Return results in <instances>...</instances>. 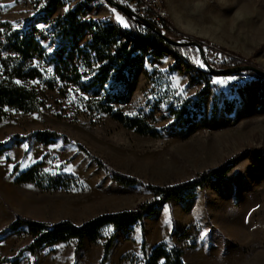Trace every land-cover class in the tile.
I'll return each mask as SVG.
<instances>
[{
	"label": "rangeland",
	"instance_id": "374dc122",
	"mask_svg": "<svg viewBox=\"0 0 264 264\" xmlns=\"http://www.w3.org/2000/svg\"><path fill=\"white\" fill-rule=\"evenodd\" d=\"M44 1L0 0V19L14 27L29 28L52 52L55 43L48 35L49 20L76 4L83 3L87 16L94 8L82 0H63L46 15L42 10ZM103 2L98 0L105 5ZM161 2L167 9L168 20L178 30L206 38L244 57L251 56L264 41V0ZM113 11L120 12L116 8ZM117 15L125 19V15ZM123 21L125 25L126 20ZM85 38L83 35L81 41ZM137 45L144 61L133 67L132 78L125 86L129 99L120 106L127 112L146 114L164 131L169 121L164 110L168 103L172 100L176 104L187 96L194 99L197 94L201 111L194 132L188 136L166 131L159 137L140 135L106 115L72 112L65 99L52 93L44 108L32 113L12 112L0 120V140L9 133L56 129L114 169L159 184L187 179L243 148L264 146V78L244 71L215 73L202 89V80L191 82L193 70L180 60L171 54L157 57L151 46L142 42ZM203 51L209 59L215 53L207 45H203ZM251 59L264 69V47ZM194 63L204 65L198 52ZM7 144L8 149L0 156V228L15 213L39 220L70 218L80 222L99 212L129 208L151 195L143 187L116 183L74 143L56 140L42 144L33 138L21 142L10 139ZM6 155L12 161H7ZM41 158L49 169L73 174L79 186L43 191L32 184L13 181L14 162L23 169ZM112 230L107 227L104 233ZM185 230L193 234L195 243L184 248V264H264V152L243 153L224 175L207 179L193 195L162 203L127 229L116 228L106 264H132L133 255L141 256L142 236L150 251L160 240L180 244L186 238L179 239V234ZM29 239L22 229H6L0 234V257L14 256ZM55 245H44L33 255L23 250L19 264H41L45 260L65 264L66 248L73 246V242ZM101 249V241L86 238L76 256L66 264H97Z\"/></svg>",
	"mask_w": 264,
	"mask_h": 264
},
{
	"label": "trees",
	"instance_id": "16d2710c",
	"mask_svg": "<svg viewBox=\"0 0 264 264\" xmlns=\"http://www.w3.org/2000/svg\"><path fill=\"white\" fill-rule=\"evenodd\" d=\"M83 1L88 4L93 0ZM62 2L63 0H45L42 10L47 15L53 7ZM81 4L83 3L76 4L49 20L48 35L55 43L52 52L46 50L29 28L14 27L9 21L0 19V120L8 118L12 112H36L44 108L52 98L51 94L55 93L65 99L72 112L106 115L140 135L159 137L166 131L188 136L194 132L196 118L201 111L197 94L194 99L187 96L176 104L172 100L168 103L164 110L169 121L164 126V131L146 114L127 112L120 104L129 99L125 86L132 78L133 67L144 61L138 42L151 46L157 57L164 53L172 54L176 60L184 63L187 69L193 70L189 76L191 82L198 83V80H202L203 89L208 85L209 76L215 72L205 65L198 66L194 63L197 48L194 45L170 44L155 30L131 16L125 15L127 26L87 16L86 8ZM160 29L173 39L190 37L202 46L212 48L215 52L213 57L206 59L213 68L233 67L243 63L256 64L251 56L264 47L263 41L253 50L251 56L244 57L225 46L210 43L206 38L186 35L172 26L169 20H166ZM83 35L86 38L81 41ZM242 71L261 77L250 69ZM33 138L42 144H50L56 140L65 144L74 143L77 149L116 183L128 187H143L150 191L151 195L138 200L129 208L99 212L80 222L70 218L56 221L39 220L15 213L13 218L0 228V234L6 229H22L30 239L14 256H1L0 264H19L23 250L33 255L38 248L56 242L72 241L73 252L76 254L86 238L92 242L101 241V256L97 264H106L116 228L127 229L136 222H141L143 216L156 211L162 203L193 195L197 188L203 187L207 179L224 175L243 153L258 155L264 152L263 145L243 148L220 163L193 173L187 179L159 184L114 169L66 133L48 127L26 133H9L4 140H0V156L8 149L7 143L10 139L21 142ZM6 160L12 161L8 155ZM11 175L15 183H29L43 191L67 190L80 184L71 173L49 169L44 158L23 169L19 168L18 162H14ZM107 227L113 230L104 233ZM141 232L143 233L142 225ZM180 238L186 239L180 244H169L160 240L147 251L146 241L142 236L139 247L141 256L133 255L130 258L131 263L184 264L183 250L195 241L193 234L187 233L186 230L179 234Z\"/></svg>",
	"mask_w": 264,
	"mask_h": 264
},
{
	"label": "water",
	"instance_id": "95a60500",
	"mask_svg": "<svg viewBox=\"0 0 264 264\" xmlns=\"http://www.w3.org/2000/svg\"><path fill=\"white\" fill-rule=\"evenodd\" d=\"M111 5H113L115 8H117L121 13L127 16H131L132 18H135L139 20L143 25L148 26L149 28L155 30L164 40H166L170 44L174 45H194L198 53L200 54L204 65L212 72L215 73H232V72H237V71H242L245 69H250L256 73H258L262 78H264V69L260 66H257L252 63H243L240 65H235L233 67H226V68H213L209 62L207 61L204 51H203V46L195 39L193 38H182V39H173L171 37H168L165 35L164 31L160 29L159 27L155 26L151 21L139 16L136 14L133 10H131L129 7L126 5L122 4L121 2L117 0H105Z\"/></svg>",
	"mask_w": 264,
	"mask_h": 264
},
{
	"label": "crops",
	"instance_id": "0c3cea01",
	"mask_svg": "<svg viewBox=\"0 0 264 264\" xmlns=\"http://www.w3.org/2000/svg\"><path fill=\"white\" fill-rule=\"evenodd\" d=\"M103 3L105 5H102V3H98V0H93L92 2L88 3V5H89L88 7H93L94 8V10H91L92 12L89 13V16L94 17V18L104 19V20H106L108 22H114V23H118L120 25H123V23H121V19H118L119 16L117 14H120L121 16H123L124 14L123 13H120L119 11H118L119 13H115L116 11H113V10H115V7L113 5H111L110 3H108L107 1L104 0ZM96 5H98L97 8H96ZM106 6H108V7H106ZM110 8H112L113 10L110 9ZM110 14L112 16H114V17H112V18L110 17L109 18L108 15H110ZM122 18H124V17H122ZM123 20H126V18L123 19ZM126 25H127V20H126ZM123 26H125V25H123ZM165 54H170V53H164L163 55H165ZM63 243L64 242H56V245L55 246L61 247ZM73 256H76V254H74V252H73V246L67 247L66 248V252H65V257H63V258L65 259V261H67V262L70 263L72 261ZM49 262H51V263H49ZM49 262H47V260H45L41 264H57V262L56 261H53V260H49Z\"/></svg>",
	"mask_w": 264,
	"mask_h": 264
},
{
	"label": "built area",
	"instance_id": "2783aa9c",
	"mask_svg": "<svg viewBox=\"0 0 264 264\" xmlns=\"http://www.w3.org/2000/svg\"><path fill=\"white\" fill-rule=\"evenodd\" d=\"M129 7L139 16L151 21L155 26L161 28L168 20L162 15L161 7L157 0H117Z\"/></svg>",
	"mask_w": 264,
	"mask_h": 264
},
{
	"label": "bare ground",
	"instance_id": "6f19581e",
	"mask_svg": "<svg viewBox=\"0 0 264 264\" xmlns=\"http://www.w3.org/2000/svg\"><path fill=\"white\" fill-rule=\"evenodd\" d=\"M157 4H158V7H161L163 17L168 18V15H167V14H168L167 9H166V7L164 6V4L161 2V0H157Z\"/></svg>",
	"mask_w": 264,
	"mask_h": 264
},
{
	"label": "snow or ice",
	"instance_id": "6c2138e0",
	"mask_svg": "<svg viewBox=\"0 0 264 264\" xmlns=\"http://www.w3.org/2000/svg\"><path fill=\"white\" fill-rule=\"evenodd\" d=\"M118 19H121V23H124V21H123V19H122V18L118 17ZM125 26H127V25L125 24Z\"/></svg>",
	"mask_w": 264,
	"mask_h": 264
}]
</instances>
